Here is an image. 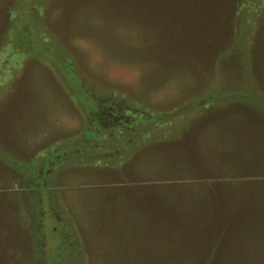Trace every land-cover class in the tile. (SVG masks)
<instances>
[{
	"label": "rangeland",
	"instance_id": "1",
	"mask_svg": "<svg viewBox=\"0 0 264 264\" xmlns=\"http://www.w3.org/2000/svg\"><path fill=\"white\" fill-rule=\"evenodd\" d=\"M142 1L0 0V264H264V0ZM214 130L262 177L195 223L154 177Z\"/></svg>",
	"mask_w": 264,
	"mask_h": 264
},
{
	"label": "crops",
	"instance_id": "2",
	"mask_svg": "<svg viewBox=\"0 0 264 264\" xmlns=\"http://www.w3.org/2000/svg\"><path fill=\"white\" fill-rule=\"evenodd\" d=\"M228 131L222 130L218 131L214 130L209 133H206L202 136L201 139V148L203 151H200V153H203L205 156H201V159H205V161H209V164L207 163V168L210 167L211 171H202L198 172L193 175H187L174 180H162L166 182H174L178 184H184L188 183L190 186H188L191 190L188 194V198H186V201L191 204V208H193V213L195 215H200L203 217V221L210 220L211 219V211L209 208V203H212L213 200L216 202V198L218 196L222 195L220 191L223 193L229 192V186H223L220 184L228 183L230 181L238 180V179H245V178H256V177H262L257 174H251L248 173V171L245 170V164H239L237 158L230 153V151H233V149H229L227 147V142L229 141V137L227 136ZM224 137V139L222 138ZM228 152L232 155V157H228ZM161 157L156 158L158 162L163 160L162 155ZM170 161V166L172 168H185L187 166L186 164H189L190 166H193L195 168H198L197 164L189 163V159H186L183 157V155H180V157H177L176 155H172L168 158ZM193 164V165H191ZM259 179H264V176ZM160 180V179H157ZM158 182V181H157ZM209 184L211 186H209ZM200 188L203 191H195L193 188ZM219 201V198H218ZM204 229V228H202ZM210 235L213 232L221 233V236H224L225 230L223 232H218L217 229L214 231V229L210 230L208 229ZM219 237L218 235H216ZM211 255H207L208 258H213L214 256L212 253ZM200 262H212V260H200Z\"/></svg>",
	"mask_w": 264,
	"mask_h": 264
},
{
	"label": "trees",
	"instance_id": "3",
	"mask_svg": "<svg viewBox=\"0 0 264 264\" xmlns=\"http://www.w3.org/2000/svg\"><path fill=\"white\" fill-rule=\"evenodd\" d=\"M118 1H120V0H114V1H112V0H110V3H112V8L115 6V5H118L119 3H116V2H118ZM125 0H123V2L118 6V11L117 12H115V10H113V14L114 15H111V13H110V16H114L113 18H115V17H117V18H120V19H124V20H128L129 19V17H131V15H132V13H133V11L135 12V9H134V7L133 8H131V7H129V11H130V14L128 15V13H127V15H126V11H125V9H122L121 7H123V6H126V4H127V2H124ZM131 2L134 4V5H136V6H138L139 8L141 7L142 8V10H143V7H144V5H145V7L147 6L146 4H144V2L142 1V0H131ZM148 2H150V0H148ZM146 9H148V7H146ZM110 10H111V8H110ZM137 10V9H136ZM147 11H149V10H147ZM138 13V11L135 13V14H133L132 15V17L134 16V18H138L137 17V14ZM146 13V12H145ZM145 13H144V15H145ZM135 15H136V17H135ZM123 16H125L124 18H122ZM137 20V19H136ZM114 23V22H113ZM72 60H71V62H72V64H73V67L74 68H76L77 70H78V66H77V63L75 62V59H73V58H71ZM185 131V130H184ZM184 131H182V136L184 135ZM167 137V136H166ZM164 138V137H163ZM165 139H167V138H165ZM163 157V162L164 161H166L165 160V157H164V155L162 156ZM163 162H161V164L163 163ZM171 164V163H170ZM170 164H169V168H171V169H176V173H172V176H169V177H154L155 179H160V180H157L158 181V183H160V184H166V185H181V184H176V183H173V182H166V181H162L161 182V179L162 180H174L175 181V179H178V178H180V176L182 177V175H184V176H187V175H193L194 174V172H193V168H195V167H193V166H190L189 164H186L187 166H185V168H172L171 166H170ZM191 165H193V164H191ZM189 171H191V172H189ZM110 184H114V185H110L111 187H114L115 185H116V183L115 182H113V181H111V183ZM182 186H185V187H187V189H189V190H187V191H189L190 192V188L188 187V186H190V184H188V183H184V184H182ZM193 190H195V191H199V192H202L203 190L202 189H200V188H193ZM188 195V194H187ZM182 196H186V195H179V196H177V197H174L175 199L174 200H176V203H174L175 204V206H174V209L176 208V210L178 211V212H180V213H184V214H186V215H188L189 217H193V219L192 218H189L190 220H192V221H194L195 223H197V222H199L196 218H195V214L193 213V208L194 207H192L191 208V204H189L187 201H186V198H184V197H182ZM201 216V215H200ZM202 217V216H201ZM203 218V217H202ZM187 232H188V230H186V231H184V230H181V229H179V230H176V231H173L171 234H170V236H172V237H175V238H178V239H183V238H188V234H187Z\"/></svg>",
	"mask_w": 264,
	"mask_h": 264
}]
</instances>
